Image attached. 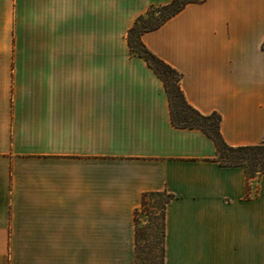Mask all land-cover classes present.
Wrapping results in <instances>:
<instances>
[{"label": "crops", "instance_id": "obj_1", "mask_svg": "<svg viewBox=\"0 0 264 264\" xmlns=\"http://www.w3.org/2000/svg\"><path fill=\"white\" fill-rule=\"evenodd\" d=\"M171 0H0V264H137L135 211L165 209V264H264V174L222 165L178 127L128 32ZM218 111L234 146L264 140V0L189 2L142 33Z\"/></svg>", "mask_w": 264, "mask_h": 264}, {"label": "trees", "instance_id": "obj_2", "mask_svg": "<svg viewBox=\"0 0 264 264\" xmlns=\"http://www.w3.org/2000/svg\"><path fill=\"white\" fill-rule=\"evenodd\" d=\"M203 0H183L177 7L164 16L162 20L153 24L152 26H144L143 20L147 16L152 15L156 9L155 5L151 6L148 11L141 14L136 19L134 25L128 32L129 44L132 52L144 58L155 73L162 79L166 92L168 94L171 117L173 123L178 127L199 128L208 134L216 143L218 148L217 159L222 165H240L243 166L248 176V192L247 196H251L252 180L257 179L264 174V140L259 144L251 145H230L224 138L221 130L222 115L218 111L210 114H204L196 107H194L187 99L182 87L181 78L182 73L167 63L165 60L156 55L150 50L142 41L141 35L143 32L158 28L169 17L176 14L184 8L189 2H200ZM178 0H172L170 3L164 5V8L174 6ZM166 195L162 203L163 207V264H165V209L167 203L174 197V194L154 191L146 193L143 197L142 204L135 211L136 222V259L137 264L139 258V227H138V212L142 207L149 205L150 195Z\"/></svg>", "mask_w": 264, "mask_h": 264}, {"label": "rangeland", "instance_id": "obj_3", "mask_svg": "<svg viewBox=\"0 0 264 264\" xmlns=\"http://www.w3.org/2000/svg\"><path fill=\"white\" fill-rule=\"evenodd\" d=\"M172 1V0H171ZM178 2L169 8H164L166 4L155 5L156 9L152 15L143 20L144 26L156 24L164 16L174 11ZM166 195L156 194L149 196V205L142 207L138 212L139 227V258L140 264H163V207L162 203Z\"/></svg>", "mask_w": 264, "mask_h": 264}]
</instances>
